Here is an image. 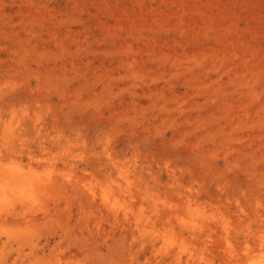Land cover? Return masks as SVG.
<instances>
[{"label": "rangeland", "instance_id": "obj_1", "mask_svg": "<svg viewBox=\"0 0 264 264\" xmlns=\"http://www.w3.org/2000/svg\"><path fill=\"white\" fill-rule=\"evenodd\" d=\"M0 264H264V0H0Z\"/></svg>", "mask_w": 264, "mask_h": 264}]
</instances>
